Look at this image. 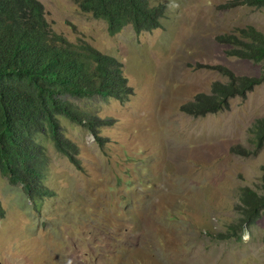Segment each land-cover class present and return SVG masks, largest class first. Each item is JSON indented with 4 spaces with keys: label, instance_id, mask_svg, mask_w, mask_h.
Returning <instances> with one entry per match:
<instances>
[{
    "label": "rangeland",
    "instance_id": "obj_1",
    "mask_svg": "<svg viewBox=\"0 0 264 264\" xmlns=\"http://www.w3.org/2000/svg\"><path fill=\"white\" fill-rule=\"evenodd\" d=\"M37 1L54 32L120 62L134 95L74 101L97 118L95 135L60 120L77 165L39 137L50 198L33 201L0 173V264H264V211L238 227L234 209L240 188L259 191L264 145L248 156L231 151L253 152L248 128L264 118V83L216 113L180 111L227 81L216 66L260 77L263 64L226 56L215 38L247 27L264 33V8L150 0L166 6L159 29L137 35L126 26L110 37L74 0Z\"/></svg>",
    "mask_w": 264,
    "mask_h": 264
},
{
    "label": "trees",
    "instance_id": "obj_2",
    "mask_svg": "<svg viewBox=\"0 0 264 264\" xmlns=\"http://www.w3.org/2000/svg\"><path fill=\"white\" fill-rule=\"evenodd\" d=\"M79 10L103 20L113 37L126 26L135 34L161 27L166 6H152L150 0H74ZM224 9L264 8V0H228ZM215 41L228 46L225 54L254 64H263L258 78L236 76L223 66H216L225 83L215 81L210 93L196 94L180 111L193 117L213 114L228 107L234 97L245 98L264 83V33L253 27L237 34H221ZM134 95L115 58L102 54L86 42L71 43L57 34L47 22L37 0H0V173L11 185H20L33 201L51 197L44 188L48 156L39 137L49 138L55 149L77 165L75 146L63 138L61 118L81 125L96 134V117L80 110L75 100L110 98L126 102ZM248 143L232 153L251 155L264 145V118L248 128ZM258 190L239 189L237 226H253L264 211V167ZM4 210L0 203V217ZM235 226H231L234 229ZM228 234H219L225 239Z\"/></svg>",
    "mask_w": 264,
    "mask_h": 264
}]
</instances>
